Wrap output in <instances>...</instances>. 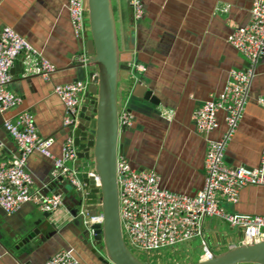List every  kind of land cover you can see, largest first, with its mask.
<instances>
[{"label": "crops", "instance_id": "crops-1", "mask_svg": "<svg viewBox=\"0 0 264 264\" xmlns=\"http://www.w3.org/2000/svg\"><path fill=\"white\" fill-rule=\"evenodd\" d=\"M252 1L143 0L144 15L136 21L130 0H115V4L112 0L121 24L122 51L132 49L133 62L146 67L141 73L132 70V80L120 90V104L133 117L132 126L121 132L120 157L138 171L156 173L166 191L193 197L204 186L207 140L197 132L193 113L222 94L231 70L247 69V60L229 44L228 37L248 23ZM67 4L68 0H0V31L14 30L55 67L45 81L39 75L27 74L22 57L14 63L9 89L23 102L4 115L0 113V163L19 156L3 126L4 119L24 111L33 114L42 138L54 140L52 153L58 157L62 153L68 128L63 125L65 109L54 87L86 82L87 70L76 57L86 56L85 42L90 37L89 27L82 37H75ZM134 76L158 104L142 98L144 91L136 92L141 96L134 95ZM260 99L264 100V57L258 63L243 118L225 151L229 167L254 169L260 165L264 152ZM84 101L82 97L80 107ZM226 130L221 114L219 128L209 138L219 140ZM26 171L34 178L32 190L42 192L53 176V163L34 153L28 158ZM225 206L233 214L264 216V187H244L238 202ZM66 207L48 218L32 204H24L12 214L0 208V264H45L63 251H72L80 264H101L91 251L93 239L77 216L76 204L68 200ZM31 234L34 238L24 242ZM241 237V231L223 221L206 219L202 236L195 238L201 240L199 260L206 258L203 246L221 254L239 245Z\"/></svg>", "mask_w": 264, "mask_h": 264}, {"label": "built area", "instance_id": "built-area-1", "mask_svg": "<svg viewBox=\"0 0 264 264\" xmlns=\"http://www.w3.org/2000/svg\"><path fill=\"white\" fill-rule=\"evenodd\" d=\"M130 4L134 19L141 20L144 15L143 0H130ZM67 11L75 37H82L88 30L86 0H68ZM228 42L247 60L248 67L245 70H231L222 94L193 113L197 132L207 140L202 190L193 197L166 191L161 187L160 177L156 173L138 171L124 158H118L120 217L124 240L130 248L149 254L189 242L202 236L206 219H219L230 228L241 231L239 245L264 241V216L233 214L225 206L236 204L244 187H264V152L259 167L254 169L232 168L224 161L226 148L243 118L258 63L264 57V0L252 1L248 23L234 29ZM18 57L23 58L28 75H39L47 81L55 72V67L38 54L25 38L10 28L0 31V113L3 115L23 102L19 95L9 89L10 71ZM87 58L78 55L76 60L86 64ZM131 69L139 73L146 71L144 65L134 62ZM87 87V82L81 81L54 87V94L65 109V128L77 116ZM259 102L264 107V100L260 99ZM221 114H224L227 130L219 140L210 139L209 136L219 128ZM119 124L125 128L133 124L131 112L122 106ZM3 126L14 140L19 156L12 162L0 163V208L6 214H12L22 205L32 204L49 216L67 208L60 196H46L40 190H32L34 178L26 171V164L28 158L37 153L52 161L54 178L63 177L71 186L80 189L82 184L74 166L77 149L73 139H66L58 157L51 151L54 140L40 136L32 113L24 111L5 118ZM90 176L99 185L95 174L91 173ZM78 216L94 237L92 226L101 224L103 217L90 216L87 211L79 212ZM203 249L205 257L209 258L212 253L205 246ZM45 264L80 263L72 251H63Z\"/></svg>", "mask_w": 264, "mask_h": 264}, {"label": "water", "instance_id": "water-1", "mask_svg": "<svg viewBox=\"0 0 264 264\" xmlns=\"http://www.w3.org/2000/svg\"><path fill=\"white\" fill-rule=\"evenodd\" d=\"M90 37L85 42L87 63L80 67L87 71V91L73 123L68 127V138L77 149L75 169L82 186L76 189L63 177L48 178L42 193L60 196L64 204L68 200L77 206V216L87 211L90 216L101 215L103 222L92 226L91 251L101 264H146L134 256L124 240L120 217L117 161L122 155L119 111L121 81L132 77V49L121 51L117 39L116 19L112 0H86ZM135 77V96H141L151 104H158L153 94ZM66 141V140H65ZM94 173L96 179L90 174ZM45 218L49 214L44 215ZM38 233H35V236ZM31 234L24 239L29 242ZM192 264H264V241L237 245L221 254L212 253L209 258Z\"/></svg>", "mask_w": 264, "mask_h": 264}, {"label": "rangeland", "instance_id": "rangeland-1", "mask_svg": "<svg viewBox=\"0 0 264 264\" xmlns=\"http://www.w3.org/2000/svg\"><path fill=\"white\" fill-rule=\"evenodd\" d=\"M113 4H115V0H113ZM86 15H87L86 17L88 24V13ZM115 19H116V27H117L118 44L120 50L122 51L124 46V40L121 31V24L118 20L117 14H115ZM133 75L134 72H132V76ZM126 82L128 81L123 80L120 82L119 90H121V87L125 85ZM120 103L122 104L121 99H120ZM200 245H201V240L195 239L187 243L179 244L172 248L162 249L158 252H152L149 254L145 252H140L130 247L129 249L132 251V253L136 258H138L140 261L146 264H192L199 261L200 255L203 254Z\"/></svg>", "mask_w": 264, "mask_h": 264}]
</instances>
